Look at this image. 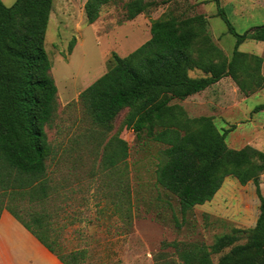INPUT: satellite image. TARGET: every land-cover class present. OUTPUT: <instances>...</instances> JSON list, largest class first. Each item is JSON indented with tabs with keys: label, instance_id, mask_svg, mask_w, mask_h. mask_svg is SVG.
<instances>
[{
	"label": "trees",
	"instance_id": "1",
	"mask_svg": "<svg viewBox=\"0 0 264 264\" xmlns=\"http://www.w3.org/2000/svg\"><path fill=\"white\" fill-rule=\"evenodd\" d=\"M112 2L86 0V21L93 23L101 7ZM157 2L127 0L123 4L125 18L133 19ZM213 2L216 16L235 38L230 57L212 40L203 14L177 18L167 13L150 20L149 38L136 48L125 55L112 51L105 72L78 94L99 135L110 131L117 114L127 108L123 126L137 137L145 132L152 141L166 145L155 170L156 181L177 198L182 215L210 200L225 177L245 184L256 182L264 173L263 150L249 144L229 147L225 142L229 129H219L211 116H188L181 105L171 103L225 76L242 93H254L264 86L262 58L238 49L246 39L264 41V24L238 33L220 0ZM51 7L52 0H14L11 6L0 0V209L6 207L64 264H81L86 256L83 248L59 252L62 246L52 224L59 204L46 207L55 202L48 173L53 149L46 125L56 109L57 86L44 47ZM73 44L74 39L69 50ZM191 70L202 74L192 76ZM263 107L261 104L255 109ZM127 148L119 131L108 136L99 167L116 166L127 157ZM9 197H26L28 204L38 207L29 204L24 208L27 219H23L4 203ZM241 237L244 241L238 242ZM168 245L176 249L182 264H264V199L253 227H233L217 235L208 247L199 245L189 250L176 242L163 244ZM212 254H219L215 262Z\"/></svg>",
	"mask_w": 264,
	"mask_h": 264
},
{
	"label": "rangeland",
	"instance_id": "2",
	"mask_svg": "<svg viewBox=\"0 0 264 264\" xmlns=\"http://www.w3.org/2000/svg\"><path fill=\"white\" fill-rule=\"evenodd\" d=\"M1 1L6 6L14 2ZM85 1L52 0L44 40L57 86L56 109L46 125L53 149L48 173L55 202L46 207L59 204L58 216L52 219L62 246L59 252L83 248L86 256L81 264H182L173 245L163 244L176 242L189 250L208 247L217 235L233 227H253L264 199V173L256 182L245 184L225 177L210 200L182 215L177 198L156 181L155 170L166 145L152 141L145 132L137 137L123 126L127 108L101 136L78 101L80 91L110 65L111 52L125 55L136 48L149 38L150 20L163 14L177 18L203 14L212 40L230 57L235 38L216 16L213 0H158L130 20L124 15L127 0H114L101 7L93 23L86 21ZM257 1L220 0L238 33L264 24V6ZM238 49L260 56L262 73L264 42L246 39ZM200 74L190 71L192 76ZM171 103L181 105L188 116H211L219 129H229L225 136L229 147L254 146L264 138V110L255 109L264 104V95L242 93L229 76L190 99H173ZM116 131L126 140L128 155L114 167H99L102 145ZM260 150L264 151V146ZM4 203L23 219H27L24 208L38 207L29 205L26 197H9ZM243 241L241 237L238 242ZM218 255H211L213 262Z\"/></svg>",
	"mask_w": 264,
	"mask_h": 264
},
{
	"label": "crops",
	"instance_id": "3",
	"mask_svg": "<svg viewBox=\"0 0 264 264\" xmlns=\"http://www.w3.org/2000/svg\"><path fill=\"white\" fill-rule=\"evenodd\" d=\"M257 2L259 5L261 4V6H264V0H258ZM262 73L264 74V65L262 68ZM222 79L223 78L220 80ZM220 80L214 84L218 83ZM202 91H205V89ZM200 92L191 94L185 99H190L191 97L198 95ZM253 94L264 95V86L255 91ZM261 110L263 111L264 107ZM261 136L263 137L264 135ZM257 141H255L253 145L259 149L263 148L264 138ZM0 264L64 263L31 231H29L6 207H3L0 209Z\"/></svg>",
	"mask_w": 264,
	"mask_h": 264
}]
</instances>
